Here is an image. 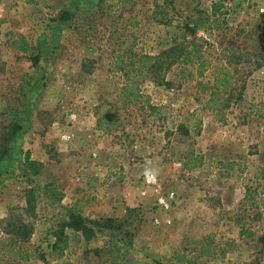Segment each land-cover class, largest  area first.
Segmentation results:
<instances>
[{"label": "rangeland", "instance_id": "1", "mask_svg": "<svg viewBox=\"0 0 264 264\" xmlns=\"http://www.w3.org/2000/svg\"><path fill=\"white\" fill-rule=\"evenodd\" d=\"M7 1L0 264H264V0H75L67 22L71 0ZM71 213L94 235L55 252Z\"/></svg>", "mask_w": 264, "mask_h": 264}, {"label": "trees", "instance_id": "2", "mask_svg": "<svg viewBox=\"0 0 264 264\" xmlns=\"http://www.w3.org/2000/svg\"><path fill=\"white\" fill-rule=\"evenodd\" d=\"M72 18V14L70 12H68L67 10H64L60 16L58 17V20L61 22H67L69 20H71ZM39 46L41 45V42L38 43ZM158 57L157 56H150V55H141L139 56V60H156ZM38 60H39V55L36 54L32 57V65L33 66H37L38 64ZM221 70L224 69V67L220 68ZM202 71L198 73V75H201ZM221 78H215L214 79V86H217V84H221V86H225L226 84H228L229 80L226 79V75L223 76L222 81L220 80ZM213 90L210 92L209 94V99L208 101H212L213 98H215V96H217V92L216 90H214V87L212 88ZM154 109V108H153ZM14 118L16 116V112L14 111ZM12 118V121L10 122V125L7 126V131L9 132V137H7L6 140H9V138L11 139L12 137H14L17 132L21 129V125L19 123L16 122V120ZM199 132V125L197 128L196 133L198 134ZM186 130L184 132V134H186ZM5 153V151H4ZM21 172L23 173V175H30V176H37L40 173V167L39 164L36 163L34 160L30 159V155H29V151L26 150L24 157H23V167L21 169ZM0 186H2V180H0ZM32 194H33V189H30V193H29V198H28V203L32 202ZM69 220L67 222H64L60 225V228L57 232H54V237H55V241L53 242L51 249L53 251H60L63 249V247L66 245L67 242V238L63 232V229L65 228H69L72 229L74 231L77 232H81L82 235L86 238L89 239L94 235V226L97 224L91 223L90 224L87 223V221L80 216L79 214H75V213H71L69 215ZM99 225V224H98ZM260 242H262V245H264V235L260 238Z\"/></svg>", "mask_w": 264, "mask_h": 264}, {"label": "built area", "instance_id": "3", "mask_svg": "<svg viewBox=\"0 0 264 264\" xmlns=\"http://www.w3.org/2000/svg\"><path fill=\"white\" fill-rule=\"evenodd\" d=\"M3 0H0V6ZM212 3L214 4H219V5H225L226 2H229V0H211ZM259 10L262 12L263 7L259 6ZM71 117L74 116V114L70 115ZM62 139L67 141L70 139V136L68 134H62ZM143 182L146 186H150V187H154L157 185V177L154 175V179H148L146 176L143 179ZM146 193V192H144ZM143 193V194H144ZM176 203V198H175V194L173 192H166L163 193L161 195H159L156 200H155V206L161 210H165L168 211L170 210L173 205Z\"/></svg>", "mask_w": 264, "mask_h": 264}, {"label": "crops", "instance_id": "4", "mask_svg": "<svg viewBox=\"0 0 264 264\" xmlns=\"http://www.w3.org/2000/svg\"><path fill=\"white\" fill-rule=\"evenodd\" d=\"M9 1V0H8ZM7 1V2H8ZM68 0H64V3L65 2H67ZM73 1H75V0H71V1H69L68 2V4H67V6H66V10L68 11L69 10V7H74V2ZM78 1V0H77ZM80 1H82L83 2V0H80ZM8 3H10V4H8V7L7 8H10L13 4H12V2L10 1V2H8ZM18 14H19V17L20 18H22V19H25L26 17L25 16H23L24 14L23 13H27L28 11H31V7H33L34 5H30L29 3H28V1H24V0H20L19 2H18ZM9 12H10V9L8 10ZM2 15V14H1ZM27 18H29V17H27ZM26 18V19H27ZM29 19H31V18H29Z\"/></svg>", "mask_w": 264, "mask_h": 264}, {"label": "clouds", "instance_id": "5", "mask_svg": "<svg viewBox=\"0 0 264 264\" xmlns=\"http://www.w3.org/2000/svg\"><path fill=\"white\" fill-rule=\"evenodd\" d=\"M144 175L148 178V179H154V174L150 171V170H145Z\"/></svg>", "mask_w": 264, "mask_h": 264}]
</instances>
